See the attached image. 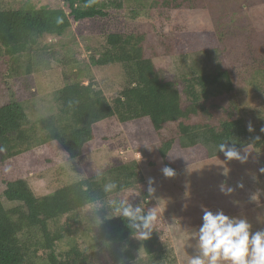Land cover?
Wrapping results in <instances>:
<instances>
[{
  "label": "trees",
  "instance_id": "1",
  "mask_svg": "<svg viewBox=\"0 0 264 264\" xmlns=\"http://www.w3.org/2000/svg\"><path fill=\"white\" fill-rule=\"evenodd\" d=\"M203 1L161 0L160 8L193 11L201 8ZM63 2L61 7L37 8L29 1L19 0L8 7L0 6L1 96L8 85L13 86L20 78L26 80L38 68H43L41 81L50 91L48 100L38 107L40 117L34 121L19 102L0 105L1 163L7 164L12 158L17 162L30 161L9 176V171L2 172L0 264H93L96 255H102L109 264H174L175 258L159 233L152 229L150 238L141 239L129 226L130 221L120 214L107 217L94 210L80 233L71 231L69 226L59 228L58 232L50 226L55 227L62 218L95 205L102 204L106 211H114L116 205H108V196L141 181L146 167L161 172L168 165L180 172L189 166H201L224 158L216 148L222 142L235 144L240 151L264 146V133L260 131L264 127V118H260L264 117V105L256 112L246 100L231 102L237 91L242 94H247V89L261 91L264 85V60H259L260 68L245 60L260 53L264 30L250 27L248 39L243 36L244 39L223 42L214 30L173 28L164 44L170 43L172 55L190 59L191 65L181 79L164 78L147 52L149 36L126 32L125 21L121 19L107 21L112 9L129 11V18L136 19L138 11L153 9L147 4L155 0ZM219 3L222 2L209 3L208 7L216 5L217 10L222 9ZM84 21L109 24L104 26L105 31L81 33L83 54L77 52L74 38L60 46L52 43L51 39L65 38L72 24ZM46 37L50 41L44 42ZM231 44L236 48L232 49ZM215 55H220L218 64L212 63ZM230 56L238 61H227ZM260 57L264 58V50ZM78 66L85 67L82 74L87 82L81 80L82 74L74 73L73 68ZM111 68L121 71L117 81L121 86L115 94L107 95L108 87L100 90L95 75ZM65 71L74 74V79L70 80ZM228 97L229 106H216L218 100ZM249 121L254 128L251 133L246 130ZM112 124L123 129L124 140L132 150L147 147L148 160L142 163L138 156L130 155L120 166L98 176L63 184L59 182L65 171L60 167L44 195H36L22 177L37 172L39 176L35 177L41 179L61 158L79 161L89 151L107 146ZM168 125L175 126V136H163L162 131ZM257 136L259 140L255 139ZM260 164L259 169L264 168V161ZM110 183L116 187L106 190ZM3 200L16 205L6 208ZM250 225L253 232L264 229V225L262 228ZM64 238L68 249L62 252L57 244ZM79 239L88 243V251H83ZM140 249L145 255L142 260L134 255Z\"/></svg>",
  "mask_w": 264,
  "mask_h": 264
},
{
  "label": "rangeland",
  "instance_id": "2",
  "mask_svg": "<svg viewBox=\"0 0 264 264\" xmlns=\"http://www.w3.org/2000/svg\"><path fill=\"white\" fill-rule=\"evenodd\" d=\"M17 1L0 0V6L8 7V4H15ZM19 1H29L37 8L46 5L61 7L64 4L63 0ZM218 2H222L219 3L222 5V9L217 10L216 5L208 7L209 3L211 5ZM161 4V0H155V3L147 4L152 5L154 8L138 11L136 19L129 18L131 15L129 11L124 12L112 9L107 21L116 22L121 19L125 21L126 32H137L149 36L150 44L147 52L150 53L155 62L159 75L161 74L164 78L181 79L182 74L191 65L190 59H182L172 55L170 43L164 44L167 42V38L170 37L169 32L173 28L183 27L192 31L214 30L219 34L223 42L248 39L251 37L250 27L257 31L264 30V0H205L201 8L193 11L186 9L165 10L160 8ZM126 7L135 9L131 5ZM109 22L101 23L97 21L91 23L84 21L80 22V24H72L68 31L69 34L64 36L65 38L51 39V41L60 46V44L69 43L68 40L74 38L77 52L83 54V43L80 41L81 33L86 34L89 30L98 31L100 29L105 31L106 28L104 26H107ZM43 41L48 42L50 38L46 37ZM57 45L56 49L59 50ZM262 45H264V41ZM232 47V49L236 48L233 45ZM69 48L73 52L76 51L72 46H69ZM232 49L230 48V50ZM226 50L229 51L228 48ZM263 50L264 46L260 53ZM260 53L257 57L248 56L245 60L256 68H260L259 60H264V58L260 57ZM232 59V56H230L226 60L231 63L238 61L237 59ZM219 62L220 55H215L212 63L218 64ZM84 68V66L74 67L73 71L76 74H82V69ZM38 70L37 73H34L26 80L20 78L22 80L13 86L8 85L3 92L5 95L1 96L2 93L0 91V105L9 101H16L22 104L31 120L34 121L37 117H40L41 109L38 107L41 104L43 105L45 99L48 100L50 91L45 84H42L44 81H41L43 68H38ZM65 72L70 77V80L74 79V74ZM120 73L121 71L118 68L106 69L102 72L98 71L95 78L98 81L99 89L103 91L105 87H108L110 93H105L107 95H113L119 91L121 83L117 81H119ZM248 76L249 74L245 75V80L248 79ZM80 78L83 82H87V78L83 74ZM102 80L104 83H102ZM260 89L261 91L247 89V94L237 91L235 95L231 96L233 99L231 102L238 104L239 100H246L245 102H250L249 108L258 112L264 105V93L262 92L264 91V85ZM45 93L46 95H44ZM229 101V97L218 100L216 106H229ZM260 118L263 120L264 117ZM123 134L121 127L112 124L107 146H103L98 151H89L79 161H66L61 158L62 161H59L58 165L49 173L47 172L41 179L35 177L39 176L37 172L23 174L22 177L29 182L31 189L36 195H44L49 192L50 188H48V185L52 182L56 169L60 167L65 171L64 175L59 176L61 180L59 184H63L69 183L73 179L98 176L106 170L120 166L130 155L132 158L138 156V160L142 163L148 160L147 147L132 150L128 143L125 142ZM162 134L165 137L175 136V126L168 125L164 128ZM156 146L154 145L153 147ZM240 152L242 156L247 153V160L243 163L235 159L218 158L201 166H189L180 172L176 171L171 178H166L158 170L146 167L142 180L130 188L112 192L107 199L108 205L114 206V201L118 203L121 200H126L134 207L140 206L145 213L155 209L157 219L152 229L159 233L162 242L165 243L166 248L171 252V257L175 258L174 264H188L191 258L199 255L198 237L193 236V232L198 231L202 223L201 217L204 208L213 213L222 210L224 214L230 217L245 218L254 226H258L256 222L260 221L259 226L261 228L264 225V173H259L261 172L259 169L260 163L264 161V146L262 145L260 148L249 147ZM150 159L151 162L154 161L151 157ZM1 160L0 158V194L3 190V184L1 183L3 170L9 171L7 173V176H9L10 172L17 171L21 165L28 166L30 162L29 159L17 162L12 158L9 163L2 164ZM155 163L160 166L158 161ZM22 170L20 169L21 172ZM38 170L40 171L39 168H37ZM42 174L44 175V172ZM149 177L153 178L154 183L152 186L156 189L152 194L147 191ZM218 183H222L224 192L221 191V185ZM238 185L243 186L239 187ZM228 188L232 189L230 193L227 192ZM3 202L6 208L16 205L9 204L4 200ZM104 206L101 204L87 207L81 212L72 215V217L70 216V218H62L55 227L51 225L50 228L58 232L61 231L59 228L63 227L66 229L69 226L71 231L76 230V232L80 233L85 230L88 219L93 217L92 211L94 210L105 214L107 217L119 215L116 208L110 212L106 211L107 208ZM231 211L232 213H230ZM251 228L254 227L251 226ZM62 234L66 236L64 231ZM137 241H139V237ZM79 242L82 245V249L84 248L83 251H88V243L82 239H79ZM57 245L59 251L63 252L68 249L66 238ZM134 255L135 259L140 260L145 256L141 249L135 252ZM108 262H105L102 255H96L94 260H92L93 264H109ZM221 264H225V262L222 261Z\"/></svg>",
  "mask_w": 264,
  "mask_h": 264
},
{
  "label": "clouds",
  "instance_id": "3",
  "mask_svg": "<svg viewBox=\"0 0 264 264\" xmlns=\"http://www.w3.org/2000/svg\"><path fill=\"white\" fill-rule=\"evenodd\" d=\"M246 130L249 133L254 131L251 121L247 122ZM260 131L264 133V127ZM255 139L259 140V136ZM216 148L227 160L235 159L241 163L247 160V153L242 156L235 144L229 146L222 142ZM260 170L264 172V168ZM161 172L166 178L175 175V170L168 165H165ZM153 183V178L149 177L147 188L149 194L156 191ZM115 187L114 183H110L106 185V190ZM220 187L224 192V186ZM231 191V188L227 189L228 193ZM113 203L116 205V211L130 221L129 226L136 230L141 239L150 238L157 219L155 209L145 213L140 206L134 207L126 200ZM201 219L198 231L193 232V236L198 237L199 255L191 258L188 264H221L222 261L225 264H264V229L253 232L247 219L230 217L222 210L213 213L204 208Z\"/></svg>",
  "mask_w": 264,
  "mask_h": 264
}]
</instances>
